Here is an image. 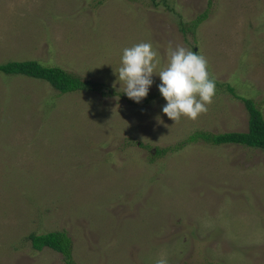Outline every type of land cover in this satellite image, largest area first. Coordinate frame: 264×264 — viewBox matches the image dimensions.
I'll use <instances>...</instances> for the list:
<instances>
[{
    "label": "rangeland",
    "instance_id": "obj_1",
    "mask_svg": "<svg viewBox=\"0 0 264 264\" xmlns=\"http://www.w3.org/2000/svg\"><path fill=\"white\" fill-rule=\"evenodd\" d=\"M141 41L157 73L177 45L206 58V111L168 117L157 73L140 102L123 92L122 50ZM29 59L98 89L0 72V264H66L32 246L52 230L76 264H264V149L180 145L247 131L242 97L264 114V0H0V64Z\"/></svg>",
    "mask_w": 264,
    "mask_h": 264
},
{
    "label": "clouds",
    "instance_id": "obj_2",
    "mask_svg": "<svg viewBox=\"0 0 264 264\" xmlns=\"http://www.w3.org/2000/svg\"><path fill=\"white\" fill-rule=\"evenodd\" d=\"M157 53L151 42L141 41L124 47L120 57L118 79L125 85L124 93L140 102L147 96L153 83L152 75L158 63ZM157 85L166 103L162 112L174 121L182 115L195 119L207 110L215 91V81L210 77L206 58L197 51L177 45L168 50L166 66L157 73ZM155 264H167L160 258Z\"/></svg>",
    "mask_w": 264,
    "mask_h": 264
},
{
    "label": "trees",
    "instance_id": "obj_3",
    "mask_svg": "<svg viewBox=\"0 0 264 264\" xmlns=\"http://www.w3.org/2000/svg\"><path fill=\"white\" fill-rule=\"evenodd\" d=\"M205 17L206 13L202 14L194 20L193 25H197ZM0 72H3V74L6 75H26L45 80L58 90L60 94L98 89L97 82L91 79H84L80 75L68 71L64 67L43 64L34 59L7 61L0 64ZM230 88L234 91L232 87ZM111 94H117V92L113 91ZM242 98L249 112L247 131H226L215 133L206 130H198L180 145L183 146L187 142L203 140L214 145L235 143L264 149V114L252 98ZM168 149L170 148L157 149V151L159 153H165ZM30 239L32 246L35 249L42 250L46 246L50 247L64 255L66 264H76L72 257L73 240L66 230H52L38 234H31Z\"/></svg>",
    "mask_w": 264,
    "mask_h": 264
}]
</instances>
